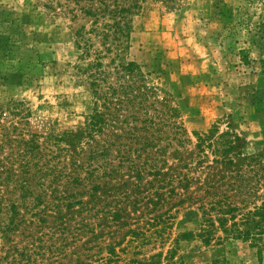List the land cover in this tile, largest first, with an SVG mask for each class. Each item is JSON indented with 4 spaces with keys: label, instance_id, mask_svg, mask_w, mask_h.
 <instances>
[{
    "label": "trees",
    "instance_id": "obj_1",
    "mask_svg": "<svg viewBox=\"0 0 264 264\" xmlns=\"http://www.w3.org/2000/svg\"><path fill=\"white\" fill-rule=\"evenodd\" d=\"M37 1L71 22L80 51L79 71L94 100L85 129L31 134V167L48 155L44 144L56 147L49 149L50 165L32 174L28 192L33 216L45 223L48 241L54 244L50 252L63 258L69 236L76 244L82 234L91 233L98 240V252L108 255L100 258L104 264L123 262L122 254L146 245L165 247L175 214L184 206H195L201 213L197 234L181 233L166 253L125 259V264H184L180 244L196 237L206 245L241 240L263 252L264 153L246 155L238 134L220 133L217 127L194 133L193 152L171 94L130 57L135 20L145 4L161 2L174 9L185 0ZM108 128L112 140L98 145ZM62 142L67 146L61 148ZM71 148L77 157L61 161L63 151L65 157L71 156ZM123 169L138 182L118 183ZM36 176L39 193L32 183ZM12 213L8 227L0 228L1 235L14 231L18 213L14 205ZM22 248L0 255V264H19L28 255L26 250L42 249L35 242Z\"/></svg>",
    "mask_w": 264,
    "mask_h": 264
},
{
    "label": "rangeland",
    "instance_id": "obj_2",
    "mask_svg": "<svg viewBox=\"0 0 264 264\" xmlns=\"http://www.w3.org/2000/svg\"><path fill=\"white\" fill-rule=\"evenodd\" d=\"M134 26L131 60L171 94L193 152L194 133L217 127L220 133L238 134L246 155L264 153V0H185L174 9L149 2ZM73 31L68 19L37 0H0V228L8 227L13 205L18 211L14 231L0 233V255L17 247L22 251L31 242L42 247L26 250L28 255L19 264H76L77 259L104 264L100 258L108 256L104 250L98 252V240L91 233L82 234L76 244L69 236L63 258L50 252L54 244L48 241L45 223L33 216L28 193L32 174L50 165L49 149L56 150L44 144L48 155L31 167V134L81 131L93 111ZM111 131L104 132L98 145L112 140ZM64 146L62 142L60 147ZM70 154L65 157L63 151L61 161L77 157L73 148ZM126 172L123 169L118 183L138 182ZM33 180L39 193V176ZM201 222L197 207L184 206L175 214L165 247L146 245L122 254L123 262L109 264L166 253L179 234H197ZM179 255L184 264H264V249L259 254L249 243L235 239L206 245L196 237L181 242Z\"/></svg>",
    "mask_w": 264,
    "mask_h": 264
}]
</instances>
